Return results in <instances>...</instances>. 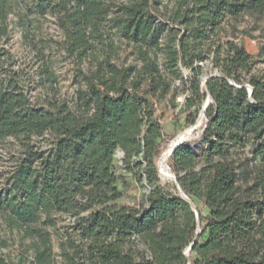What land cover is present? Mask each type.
Segmentation results:
<instances>
[{
	"label": "trees",
	"instance_id": "trees-1",
	"mask_svg": "<svg viewBox=\"0 0 264 264\" xmlns=\"http://www.w3.org/2000/svg\"><path fill=\"white\" fill-rule=\"evenodd\" d=\"M10 15L25 35L31 16L54 18L66 53L95 61L94 70L81 72L75 111L35 107L23 91L0 89V143L55 138L48 155L27 146L0 192V214L31 240L36 264H56L51 233L37 225L45 216L44 226H54L53 213L77 217L80 240L63 244L66 264H264V80L243 77L250 54L216 34L230 18L264 16V0H0V42L9 37ZM115 37L137 48L140 69L113 62ZM157 53L167 75L186 86L190 108L212 99L196 143L204 151L187 142L168 160L175 180L163 179L156 163L165 135L154 99L178 94ZM211 53L220 76L203 85L199 63ZM43 74L55 79L47 65ZM251 139L259 141L256 164L243 168L233 152ZM118 152L124 170L150 188L139 208L118 204ZM241 175L252 185L241 187ZM0 264L10 263L0 256Z\"/></svg>",
	"mask_w": 264,
	"mask_h": 264
},
{
	"label": "rangeland",
	"instance_id": "rangeland-1",
	"mask_svg": "<svg viewBox=\"0 0 264 264\" xmlns=\"http://www.w3.org/2000/svg\"><path fill=\"white\" fill-rule=\"evenodd\" d=\"M8 21L9 37L0 42V89L11 87L23 91L35 107L58 106L75 111L78 107L77 91L84 87L81 72L87 74L94 70V59L91 57L80 61L76 57L69 56L64 49L65 35L55 23V19L50 16L38 19L31 16L26 35L17 16L10 15ZM216 34L222 42L233 41L243 46L250 54V66L243 77L253 75L264 80V16L240 15L230 18L222 24ZM115 39L116 47L110 53L113 62L122 67L131 65L140 69L141 62L137 60V48L121 38L115 37ZM157 60L168 76L164 70L161 53H157ZM213 60L214 53H211L209 59L199 63L204 67L206 76L210 74L209 65L211 71L218 70ZM46 65L54 73V80L43 74ZM188 74L189 71L185 70L184 76ZM167 78L172 88L177 87L178 94L175 99L171 94L154 99L156 116L162 124L165 135L162 153L156 161L158 168L164 163V155L171 148L170 145L177 140L176 138H181L184 132L189 131L197 123L202 108H190L186 102L188 96L186 86L180 79L170 76ZM188 117L194 118L195 124H188L186 121ZM207 121L208 116L205 112V116L199 122V128L191 134L188 143L196 144L203 139ZM258 145V140L251 139L244 149H236L233 157L238 164L243 165V168H253L256 164L254 152ZM27 146L32 147L35 152L48 155L55 147V138L51 133H47L42 137H10L0 143L1 193L9 189L10 179L23 159ZM203 151V148L198 150L199 153ZM123 159L124 155L121 152H118L114 159V168L119 176L118 187L123 194L118 204L139 208L150 188L145 181L136 180L132 173L124 170ZM163 172L173 175L168 162L163 166ZM238 184L246 188L252 185V182H247L241 175ZM197 205L202 216L207 217L208 209L202 203L198 202ZM52 219L55 222L54 226H44L45 216L37 225L45 227L51 233L56 264H66L62 256L63 244L69 239L76 242L80 240L79 233L75 229L77 217L72 214L53 213ZM0 256L10 264H36L31 240L24 239L22 232L11 228L2 214H0Z\"/></svg>",
	"mask_w": 264,
	"mask_h": 264
},
{
	"label": "water",
	"instance_id": "water-1",
	"mask_svg": "<svg viewBox=\"0 0 264 264\" xmlns=\"http://www.w3.org/2000/svg\"><path fill=\"white\" fill-rule=\"evenodd\" d=\"M210 68H211V65H209V69H208L209 72H210V74H208L207 76H205L204 81H203V85L206 84V81H207L208 78H210V77H219L220 76V73L218 72V70L211 71ZM211 103H212L211 96L208 95V98H207V100L205 101V103H204V105L202 107L201 114L199 116V119H198L197 123L194 126H192V128L189 131L184 132L183 133V136L181 138L178 139V137H177L176 138L177 139L176 142L174 144H171L170 145L171 148L168 150V157L166 158V161L163 164H161L160 167L158 168L159 174H160V176L162 178H167V179L168 178H172V179L175 180V177L173 175H168V174H166V173L163 172V166L168 162L169 158L172 156V154L176 151V149L178 147H180L181 145L187 143L191 139L190 138L191 137V134L193 132H195L199 128V122L205 116V112L207 111V109H208V107H209V105ZM201 143H203V142H201ZM200 144H191L190 145V148L192 150H194L195 152H197ZM189 203L191 204L192 208L194 209V211L196 213V216H197V219H198V226L200 228L201 227V222H200L199 212L197 211L196 207L191 202H189ZM193 246H194V243H192L188 247V249L186 250V254H189L190 253V251L192 250ZM189 264H191V261L190 260H189Z\"/></svg>",
	"mask_w": 264,
	"mask_h": 264
},
{
	"label": "bare ground",
	"instance_id": "bare-ground-1",
	"mask_svg": "<svg viewBox=\"0 0 264 264\" xmlns=\"http://www.w3.org/2000/svg\"><path fill=\"white\" fill-rule=\"evenodd\" d=\"M176 141H174V143H175ZM173 143V144H174ZM168 157V152L164 155V158H163V161L165 162L166 161V158Z\"/></svg>",
	"mask_w": 264,
	"mask_h": 264
}]
</instances>
